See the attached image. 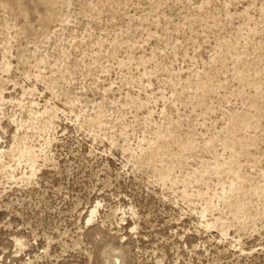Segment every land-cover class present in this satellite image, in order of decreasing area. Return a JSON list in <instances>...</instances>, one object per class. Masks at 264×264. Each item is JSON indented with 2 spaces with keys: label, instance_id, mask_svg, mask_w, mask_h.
Listing matches in <instances>:
<instances>
[{
  "label": "rangeland",
  "instance_id": "rangeland-1",
  "mask_svg": "<svg viewBox=\"0 0 264 264\" xmlns=\"http://www.w3.org/2000/svg\"><path fill=\"white\" fill-rule=\"evenodd\" d=\"M0 264H264V0H0Z\"/></svg>",
  "mask_w": 264,
  "mask_h": 264
}]
</instances>
